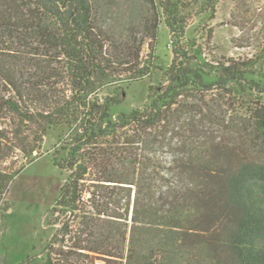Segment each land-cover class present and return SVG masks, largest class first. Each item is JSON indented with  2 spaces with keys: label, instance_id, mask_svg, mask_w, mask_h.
<instances>
[{
  "label": "trees",
  "instance_id": "1",
  "mask_svg": "<svg viewBox=\"0 0 264 264\" xmlns=\"http://www.w3.org/2000/svg\"><path fill=\"white\" fill-rule=\"evenodd\" d=\"M184 7L0 0V194L59 134L44 264H264V47L190 55ZM162 20L171 65L143 108L114 115L157 70Z\"/></svg>",
  "mask_w": 264,
  "mask_h": 264
},
{
  "label": "rangeland",
  "instance_id": "2",
  "mask_svg": "<svg viewBox=\"0 0 264 264\" xmlns=\"http://www.w3.org/2000/svg\"><path fill=\"white\" fill-rule=\"evenodd\" d=\"M183 1L187 19L184 41L189 44L190 55L200 52L209 61L259 56L264 47V0ZM125 9V4L116 6V12ZM171 41L170 30L162 20L154 51L157 70L151 79L125 91L124 104L114 107V115L144 107L149 86L158 85L163 70L172 63ZM148 53L146 45L144 54ZM58 136V132H50L40 153L34 152L33 157L26 159L25 167L0 194V264H44L47 244L54 232L47 224V213L65 178L53 164V155L60 147ZM8 165L14 167L12 160Z\"/></svg>",
  "mask_w": 264,
  "mask_h": 264
},
{
  "label": "built area",
  "instance_id": "3",
  "mask_svg": "<svg viewBox=\"0 0 264 264\" xmlns=\"http://www.w3.org/2000/svg\"><path fill=\"white\" fill-rule=\"evenodd\" d=\"M170 46L173 47V41L170 42Z\"/></svg>",
  "mask_w": 264,
  "mask_h": 264
}]
</instances>
